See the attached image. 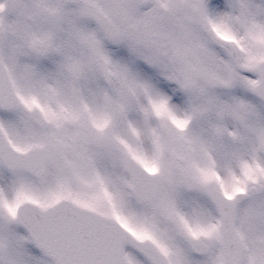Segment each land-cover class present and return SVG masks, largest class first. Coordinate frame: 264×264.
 <instances>
[{"label":"snow or ice","instance_id":"6c2138e0","mask_svg":"<svg viewBox=\"0 0 264 264\" xmlns=\"http://www.w3.org/2000/svg\"><path fill=\"white\" fill-rule=\"evenodd\" d=\"M0 264H264V0H0Z\"/></svg>","mask_w":264,"mask_h":264}]
</instances>
